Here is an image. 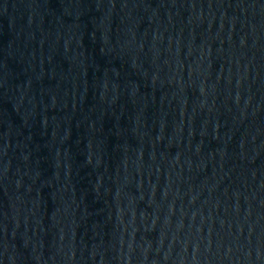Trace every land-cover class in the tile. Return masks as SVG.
Wrapping results in <instances>:
<instances>
[{"label":"water","instance_id":"1","mask_svg":"<svg viewBox=\"0 0 264 264\" xmlns=\"http://www.w3.org/2000/svg\"><path fill=\"white\" fill-rule=\"evenodd\" d=\"M0 264H264V0H0Z\"/></svg>","mask_w":264,"mask_h":264}]
</instances>
